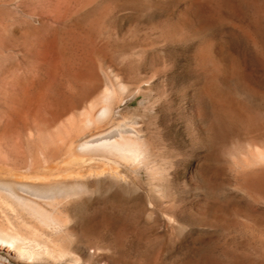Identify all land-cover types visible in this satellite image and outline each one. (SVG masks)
Here are the masks:
<instances>
[{"label": "rangeland", "instance_id": "obj_1", "mask_svg": "<svg viewBox=\"0 0 264 264\" xmlns=\"http://www.w3.org/2000/svg\"><path fill=\"white\" fill-rule=\"evenodd\" d=\"M224 1L214 16L195 17L192 0H0V128L11 123L13 109L25 111L23 124L11 123L19 153L5 149L4 165L20 171L30 157H68L70 141L138 129L159 154L158 177L101 154L81 153L82 162L72 163L83 172L82 187L67 179L69 196L56 197L57 204L78 217L73 244L103 247L93 256L99 264L259 262L253 246L264 229L236 212L262 202L233 189L230 173L210 179L208 129L222 126L204 88L220 69L214 77L222 88L252 116L264 115V5L230 0L239 7L233 13ZM138 86L154 101L148 114ZM105 90L114 94L107 101L113 114L98 125L81 124L102 105ZM24 97L29 105L10 100ZM132 118L142 125H129ZM251 124V134L263 129ZM0 205V219L6 213L16 223V214ZM213 206L223 219L210 215ZM18 258L0 248V264H37Z\"/></svg>", "mask_w": 264, "mask_h": 264}, {"label": "bare ground", "instance_id": "obj_2", "mask_svg": "<svg viewBox=\"0 0 264 264\" xmlns=\"http://www.w3.org/2000/svg\"><path fill=\"white\" fill-rule=\"evenodd\" d=\"M192 1L193 2L190 3H193L191 8L195 17L202 14V12L209 14L210 16H214L215 14L212 10H215L218 3L220 4V0ZM201 1L202 4L199 5V2ZM250 1H254V3L258 5H264V0ZM223 5L232 9V11L234 10L237 12L239 10V7L237 6L238 4L236 5L234 1L226 0ZM234 11L233 13H235ZM209 15L207 16L209 17ZM203 16L204 15H202V17ZM212 18L214 19V17ZM201 23L203 24L204 22ZM201 27L203 28L202 25L199 26V28ZM215 66L217 67L218 65ZM216 70H213V72H211L212 70L210 71L213 75H208L209 77L211 76V79L208 77L210 80L209 84L204 88V93L209 99H211V103H213L212 113L214 122L218 124V126H222L220 127L221 131L216 130L213 125H210L208 129L209 142L211 143V146L210 151L207 152L206 159L212 164L210 166V179L214 180L217 176H219L217 174L220 173H230L233 175V182L231 183L233 189L242 194V196H247L248 199L256 202L260 201L263 204V206L261 205L262 207L256 204L258 208H260L258 209L256 206L254 208L255 211H247V206L246 209L242 208V206L237 212V208H234V212L239 215L241 220L246 219L245 221H249L247 218H250L251 220L249 221V224L252 221L256 228H259L260 226V228L263 227L264 229V115L260 117L252 116L245 102H241L237 97L236 98L239 101H237V99L234 100L235 97L233 98L232 94L228 90L223 89L216 81L219 80L214 77L215 74H217V77L219 74L215 73ZM144 82L147 84L149 83L150 85L149 79ZM117 84L118 87L120 86L119 88L123 89V87H125L122 83ZM109 91L110 90H105V93H103L102 97L104 102H102V105H99L100 107H97V112L92 114L93 112L91 111L92 113L88 112L89 114H84L83 116H86L83 120L81 119V124L92 125L94 122L97 123L113 114L111 106L113 103L110 105L107 101L110 100L109 98H112L114 94ZM142 91L143 87L138 86L137 92L142 93ZM143 92L146 100V102L143 101L145 102L144 107L148 114L149 110H152L150 108L154 104V101L149 100V95H147L148 92L146 90ZM111 94L112 96L110 97ZM28 98H13L10 100L20 104L26 103L29 105ZM13 112L12 117L9 115L11 117V123L14 122L15 124H23L25 111L22 112V110L15 108L13 109ZM127 122L129 125H142L140 122L135 120V118H132ZM11 123H7L0 128V199L2 201H0V203L4 202L6 207H8L13 214L15 213L18 219L17 222L14 223L8 215L6 216V213L4 216L2 215L1 218L4 220L0 219V248H3L8 252L11 251L16 257H19L18 259H30L35 261L37 264H42L52 260H54V262L55 260H60L65 264H99L93 260V256L96 252L98 253L101 251L103 247H89L88 245L80 246L73 244L74 241L72 242V240H74V232L77 230L78 217L65 205V207L59 208L60 204H57L60 200H58V196H69L66 194V192H69L64 189L67 179L72 180L73 183H70L74 184L73 187H78V189L82 187L80 181L83 179V176L81 177V173L83 174V172H80L81 169H77L79 170L77 171L72 163H77L78 161L82 162V157L80 156L81 153L83 154L87 152L88 154H101L112 158L114 157L115 159L117 158L118 160L120 159L119 161L122 160L126 165L133 168L139 166L146 167L150 170L153 176H157L160 171L154 166L157 159H159L157 150L153 148L146 137H143L140 134V129L136 127L138 130L134 131L135 133H127V131H124V133L120 134L118 138L102 136L94 139H85L77 144H73L70 141L68 145H66L67 143L65 144L67 146L66 152L70 154L68 157H66V155L65 158L59 159L58 155L57 157L55 156V158L54 155H52L53 158L48 157L49 159H47V157H45L42 159L43 161H41V158L39 157L41 162L38 161V159H35V157H30L28 159V163H25L27 164L24 166L25 168L19 171L14 170V167L8 168V166L4 165V163H7L10 160L5 154V149H10L15 156L19 153L14 132V127L16 125H11ZM251 123H253V125L255 124L256 127L258 126L257 128L260 129L261 127L263 129H256L255 131L257 132L255 134H251V131H247L246 129L248 124V129L249 126H252ZM260 124L261 126H259ZM196 135H199L200 137V131H198ZM61 147L64 146L62 145ZM114 173L116 172L113 171V174ZM79 178H81V180ZM59 186L60 188H58ZM61 187H63L64 190ZM56 197L58 198L56 199ZM256 208L258 210H256ZM210 215L218 219L224 218V214L220 213L217 206L211 207ZM227 217L230 216L226 215V219ZM71 218L73 220L75 219L73 225L70 223L72 221ZM257 236H255V238H257V242L253 246V251L259 258L258 264H264V236ZM227 261L232 264H247V262H239L230 258H228ZM107 264L119 263L110 259Z\"/></svg>", "mask_w": 264, "mask_h": 264}]
</instances>
